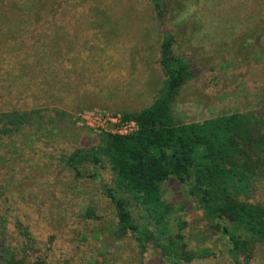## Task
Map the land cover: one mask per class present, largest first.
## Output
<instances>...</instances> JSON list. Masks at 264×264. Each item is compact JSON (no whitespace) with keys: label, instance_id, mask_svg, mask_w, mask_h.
Masks as SVG:
<instances>
[{"label":"rangeland","instance_id":"rangeland-1","mask_svg":"<svg viewBox=\"0 0 264 264\" xmlns=\"http://www.w3.org/2000/svg\"><path fill=\"white\" fill-rule=\"evenodd\" d=\"M45 1L40 17L4 16L22 22L0 34L6 41H25L20 47L26 51L34 43L48 60L42 63L47 73L37 74L44 80L42 89L33 88L27 95H0V105L10 107L23 100L39 108L43 117L37 131L30 127L13 139L0 140V243L26 249L22 225L32 238L30 259L40 258L44 264H176L163 257L157 245L167 237L159 240L154 228L146 253L132 234L123 240L114 238L116 210L103 193V183L128 201L136 222L144 223L148 213L118 190L106 161L98 169L103 183L77 178L65 165L75 150L101 143L102 135L79 125L76 117L87 109L122 115L149 107L167 79L159 64L167 31L175 37V53L188 57L195 71L175 105L179 120L202 122L263 109L264 65L244 64L229 71L219 65L241 58L237 42L248 33L254 43L260 40L264 0H168L164 24L149 0ZM15 152L18 157L30 155V174L11 157ZM82 171L90 175L93 166L86 165ZM189 189L177 183L163 186V199L174 207L172 234L185 235L186 250L199 252L193 262L178 264H235L228 254V239L213 230ZM260 193L264 203V182ZM88 210L95 217L87 218ZM202 250L208 252L200 254ZM255 264H264V246Z\"/></svg>","mask_w":264,"mask_h":264},{"label":"trees","instance_id":"trees-1","mask_svg":"<svg viewBox=\"0 0 264 264\" xmlns=\"http://www.w3.org/2000/svg\"><path fill=\"white\" fill-rule=\"evenodd\" d=\"M149 1L158 21L164 24L168 0ZM46 2L0 0V16L3 17L0 20L8 19L4 18L7 15L40 17L45 12ZM17 20L20 19L13 23L22 22ZM13 23L1 21L0 25L5 24L7 28ZM6 31L8 29L1 30L0 34L9 33ZM250 35L248 33L237 42V53L241 58L232 57L221 62L220 70H234L244 64L264 65V31H259L260 40L256 43ZM15 46L0 52L1 64L12 61L17 55L25 61L27 51L19 43ZM174 47V35L165 32L159 64L167 79L154 102L140 112L122 114L125 120L135 121L138 130L126 136L102 135L100 145L75 150L66 158L65 165L77 178L97 179L103 183L98 169L106 161L118 190L128 193L145 207L148 216H144V223L140 224L129 209L128 201L103 183V193L116 210L117 227L113 236L117 240L132 234L137 238L141 252L146 253L147 244L154 239L151 231L154 228L159 240L162 236L167 237L157 245L162 248L163 257L176 264L193 262L199 252L186 250L185 235L172 234L170 216L174 207L163 199V186L177 183L190 188L189 195L212 222L213 230L228 239V254L234 263L255 264L257 253L264 246V203L260 193V185L264 182V108L225 114L202 122L179 120L175 105L181 89L195 78V71L190 59L178 56ZM40 50L34 43L30 45L29 54L34 64L30 60L26 66L31 73L46 74L47 66L42 63L48 62L47 53ZM42 83L44 80L36 77L34 86ZM41 114L39 108L23 100H16L10 107L0 105V140L13 139L30 127L37 131L43 118ZM17 154L10 155L16 163L25 165L30 174V155L18 157ZM86 165L93 166L90 175L82 171ZM85 216L95 217V213L88 210ZM19 229L26 249L5 247L0 243V264H44L40 258L30 259L27 251H34L31 234L22 225ZM207 252L202 250L200 254Z\"/></svg>","mask_w":264,"mask_h":264},{"label":"crops","instance_id":"crops-1","mask_svg":"<svg viewBox=\"0 0 264 264\" xmlns=\"http://www.w3.org/2000/svg\"><path fill=\"white\" fill-rule=\"evenodd\" d=\"M7 21V22H15V20L4 19L0 20V22ZM20 21V20H17ZM11 25L8 24L7 28L5 24L0 25V31L8 29ZM15 26V25H14ZM23 42V46L26 45L25 41L16 40V41H6L0 38V52H7L9 48L6 46H14V43ZM30 43H27L29 45ZM31 55L29 54V49L25 55V61L21 56L17 55L13 57L12 62L7 61L2 64L0 63V94L1 95H27L31 94L33 88H41L42 85L34 86L32 78L33 76L37 77L36 73H31V70L26 66V62H30ZM4 64V65H3ZM42 89V88H41Z\"/></svg>","mask_w":264,"mask_h":264},{"label":"built area","instance_id":"built-area-1","mask_svg":"<svg viewBox=\"0 0 264 264\" xmlns=\"http://www.w3.org/2000/svg\"><path fill=\"white\" fill-rule=\"evenodd\" d=\"M76 121L79 125L91 129L98 135L126 136L138 130L135 121L125 120L123 115L107 109L84 110L77 115Z\"/></svg>","mask_w":264,"mask_h":264}]
</instances>
